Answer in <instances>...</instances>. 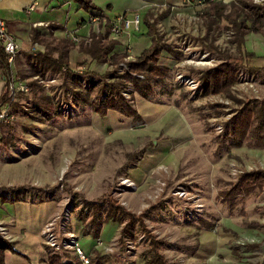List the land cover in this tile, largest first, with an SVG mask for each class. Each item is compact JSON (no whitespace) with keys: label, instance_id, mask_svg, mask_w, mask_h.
Segmentation results:
<instances>
[{"label":"rangeland","instance_id":"obj_1","mask_svg":"<svg viewBox=\"0 0 264 264\" xmlns=\"http://www.w3.org/2000/svg\"><path fill=\"white\" fill-rule=\"evenodd\" d=\"M102 2L108 10L113 0ZM199 2L187 0L175 10L154 5L146 16L166 45L160 63L171 72L148 99L127 86L124 95L142 113V121L116 112L101 118L90 105L76 103L87 93L96 101L95 87L129 72L126 65L114 70L82 54L79 45H88L91 36H69L74 45L69 69L44 60L46 49L23 46L11 65L12 76L30 91L8 93L15 120L3 124L0 138V238L14 243L16 251L7 253L6 264H43V257L73 256L77 241L87 256L95 249L114 257L113 264H144L149 243L144 235L138 233L122 254L118 224H106L95 241L78 219L84 201L108 194L137 216L150 211L145 223L166 243L163 254L169 264L264 263V191L234 214L219 196L241 174L264 171V140L250 136L237 146L223 131L249 101H257L255 111L264 116V33L246 36L240 51L226 21L208 25L197 16L205 7V1ZM252 2L264 5V0ZM122 15L131 19L134 14ZM138 15L140 31L134 32L139 34L143 19ZM95 24L94 33H101ZM128 32L133 30L115 37ZM244 52L256 55L255 66L261 70L239 68V83L228 95L204 97L202 73ZM125 53L137 58L128 49L117 54ZM209 232L213 242L207 240L203 247Z\"/></svg>","mask_w":264,"mask_h":264},{"label":"trees","instance_id":"obj_2","mask_svg":"<svg viewBox=\"0 0 264 264\" xmlns=\"http://www.w3.org/2000/svg\"><path fill=\"white\" fill-rule=\"evenodd\" d=\"M86 11L99 10L92 0H74ZM202 0H193V2ZM205 7L197 13V16L213 24L216 20L227 22L226 30L234 33L235 43L239 50L245 43V38L249 34L264 33V5H255L252 0H237L230 4L222 0H203ZM229 12V13H228ZM100 20L101 17H96ZM102 24V21L100 22ZM144 27L147 33H139V37H149L152 45L145 50L139 57L131 59L128 54H117L115 50L119 42L111 38V23L106 22L105 33H91V41L88 45H79L82 54L91 58L92 61L105 63L114 70L120 65L129 67L128 73L116 74L114 81L103 82L95 87L97 100L90 101V93L79 95L76 103L79 105H90L95 114L101 118H106L111 112L119 113L125 118H131L134 121H141L142 116L132 103L125 97L124 93L129 84L134 86V92L148 99L154 95V90L163 84L165 78L170 75L171 70L161 65L162 54L166 50V45L162 42V37L153 22L147 18L144 20ZM36 40V39H34ZM74 45L69 39L57 40L46 47V53L43 54L44 60L53 63L59 69L70 67L69 56ZM57 54V57H54ZM8 55L0 47V69L5 79V90L0 98V108L8 102V93H10L9 82L12 77L11 65L8 62ZM257 57L253 53L244 52L239 57H228L226 62L206 70L201 76V85L203 96H221L228 95L231 89L239 83L240 69L246 68L250 71H260L255 66ZM91 77L95 73H87ZM143 76L144 80L136 76ZM103 79H105L103 77ZM34 88V85H31ZM83 96V97H82ZM257 101H249L238 111L231 119L224 124L225 137L230 139L235 145L243 144L250 136L253 140H264V116L260 117L258 111H255L254 105ZM259 118V120H258ZM258 120V121H257ZM4 131V125H0V132ZM264 191V171L257 170L241 174L237 181L231 185V188L220 193L222 202L229 207L232 214L247 199ZM151 213L147 211L142 216L126 210L110 194L104 196L96 202L84 201L83 208L78 213V219L87 227V235L93 240H98L101 236L104 226L108 223L118 224L120 229L119 245L121 253L126 251L129 241L136 242L138 233L144 235L149 243L148 249L144 253V264H169L163 251L166 249V243L158 240L149 231L145 218ZM16 252L14 243L7 242L0 238V264H6L7 253ZM85 251V249H84ZM89 264H113L116 260L110 255H102L93 249L88 256ZM69 260V264H83L80 257L70 254H58L48 257L43 264H62L63 259Z\"/></svg>","mask_w":264,"mask_h":264},{"label":"crops","instance_id":"obj_3","mask_svg":"<svg viewBox=\"0 0 264 264\" xmlns=\"http://www.w3.org/2000/svg\"><path fill=\"white\" fill-rule=\"evenodd\" d=\"M92 2L99 10H85L88 16L86 19L82 12L83 8L74 0H0V19L5 21L10 33L21 40L26 48L34 45L45 51L46 47L53 42L68 39L73 34L82 38L89 37L98 27L93 23L97 16L102 19L100 20L102 24L99 22V29L102 28L101 33H105L106 22L113 23L115 18L124 13L141 14L144 25V20L154 5L173 6L172 8L175 10V7H183L187 0H171V2L170 0H113L108 4V10H104L102 0H92ZM188 4L192 6L190 3ZM142 29L141 33H147L146 27L143 26ZM138 35L134 31L124 33L118 38L111 35V38L119 42L115 53H122L128 49L135 57H139L150 48L152 41L149 37H139ZM16 59L17 56L14 65L17 62ZM19 63L21 65L20 60L18 65ZM5 85L3 72L0 69V98L3 96ZM138 112L143 116L139 110ZM0 138L3 139L1 132ZM207 234L201 243L203 247L209 244L207 240L212 241L210 239L211 232ZM208 236L209 239L206 238ZM42 261H46L44 257Z\"/></svg>","mask_w":264,"mask_h":264},{"label":"built area","instance_id":"obj_4","mask_svg":"<svg viewBox=\"0 0 264 264\" xmlns=\"http://www.w3.org/2000/svg\"><path fill=\"white\" fill-rule=\"evenodd\" d=\"M202 3V2H199ZM100 19L96 18L93 23L99 24ZM141 17L138 14H134L131 19L125 15L116 18L113 23H111V35L118 36L125 31H140ZM99 32V31H98ZM101 32V31H100ZM74 40H78L74 38ZM23 42L19 40L15 35L10 33L5 21L0 19V47L4 49L5 53L8 55V62L12 65L15 61L16 56L23 51ZM10 95H15L16 93H28L30 91L29 86L23 83L20 79H16L12 76L10 80ZM15 120V114L10 110L7 105L0 108V125L10 124ZM76 254L80 257L83 264H89V257L86 255L84 249L80 246L79 242L74 243ZM98 247L103 246L101 241H98ZM264 252V246H263Z\"/></svg>","mask_w":264,"mask_h":264}]
</instances>
